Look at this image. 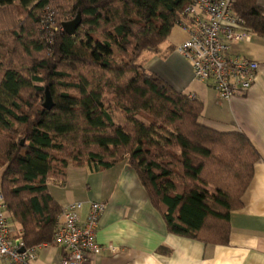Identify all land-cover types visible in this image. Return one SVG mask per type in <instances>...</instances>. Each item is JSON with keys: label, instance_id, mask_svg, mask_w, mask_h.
Here are the masks:
<instances>
[{"label": "trees", "instance_id": "trees-1", "mask_svg": "<svg viewBox=\"0 0 264 264\" xmlns=\"http://www.w3.org/2000/svg\"><path fill=\"white\" fill-rule=\"evenodd\" d=\"M195 1L0 0V188L25 248L53 241L62 208L50 181L65 184L70 165L102 172L124 162L170 233L229 244L230 215L261 155L245 134L203 125L204 103L140 61ZM233 12L264 37L259 0H237ZM78 13L68 35L63 23Z\"/></svg>", "mask_w": 264, "mask_h": 264}, {"label": "crops", "instance_id": "crops-1", "mask_svg": "<svg viewBox=\"0 0 264 264\" xmlns=\"http://www.w3.org/2000/svg\"><path fill=\"white\" fill-rule=\"evenodd\" d=\"M259 4L264 8V0ZM167 40L157 50L144 52V68L201 100L203 125L221 133L245 134L261 155L241 199L242 208L230 215L229 244L170 233L136 171L126 162L102 172L70 165L65 184L50 181L49 191L62 210L82 203L83 222L92 203L105 205L97 229L101 250L83 264H264V37L255 34L252 41L232 48L233 54L258 62L260 69L251 90L230 102L220 100L211 84L195 80L191 63ZM10 221L13 236H18L21 227ZM63 259L64 249L52 243L28 264H62Z\"/></svg>", "mask_w": 264, "mask_h": 264}, {"label": "built area", "instance_id": "built-area-1", "mask_svg": "<svg viewBox=\"0 0 264 264\" xmlns=\"http://www.w3.org/2000/svg\"><path fill=\"white\" fill-rule=\"evenodd\" d=\"M236 1L196 0L182 12L177 23L187 34L178 51L191 63L194 79L211 84L220 100L229 102L251 90L260 69L258 62L232 53L234 46L252 41L255 35L245 20L233 12ZM82 207L80 202L72 203L62 210L58 219L52 243L64 249L62 264H83L101 250L97 229L105 205L92 203L84 222L79 214ZM52 243L25 248L22 240L13 236L0 188V261L28 264Z\"/></svg>", "mask_w": 264, "mask_h": 264}, {"label": "rangeland", "instance_id": "rangeland-1", "mask_svg": "<svg viewBox=\"0 0 264 264\" xmlns=\"http://www.w3.org/2000/svg\"><path fill=\"white\" fill-rule=\"evenodd\" d=\"M51 9L53 10V14H54V17L56 19V24H57V19H58V17H60V14H61L60 7L54 5L51 7ZM56 24L54 23L55 26L58 25V24L57 25ZM186 38H187V34L179 26H176L174 28V30L172 31V34L170 35V37L168 38L167 41H168V43H172L173 46L179 47L181 44H183V42L186 40ZM141 63H142V61H141ZM39 85H43V84H39ZM44 102H45V100L43 101V103ZM112 115H113L114 121L119 125L124 126L128 122V118L123 116V115H120V114L115 113V112L112 113ZM0 178H1V174H0Z\"/></svg>", "mask_w": 264, "mask_h": 264}, {"label": "water", "instance_id": "water-1", "mask_svg": "<svg viewBox=\"0 0 264 264\" xmlns=\"http://www.w3.org/2000/svg\"><path fill=\"white\" fill-rule=\"evenodd\" d=\"M81 24H82V15L81 13H78L75 19H73L72 21L63 23V29L68 35L73 36L76 34ZM43 106L48 110H51L54 107V101H53L49 87H46L45 89V102ZM21 251H24V248H22Z\"/></svg>", "mask_w": 264, "mask_h": 264}]
</instances>
